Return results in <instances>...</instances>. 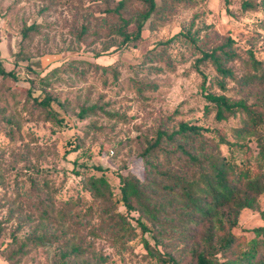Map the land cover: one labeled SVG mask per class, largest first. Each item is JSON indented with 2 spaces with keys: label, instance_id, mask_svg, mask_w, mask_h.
I'll list each match as a JSON object with an SVG mask.
<instances>
[{
  "label": "rangeland",
  "instance_id": "obj_1",
  "mask_svg": "<svg viewBox=\"0 0 264 264\" xmlns=\"http://www.w3.org/2000/svg\"><path fill=\"white\" fill-rule=\"evenodd\" d=\"M116 1L0 0V57L5 69L14 67L18 79L0 76V264H61V254L77 244L84 254L67 257L65 264L101 258V264H159L145 253L139 228L136 236L118 240L108 227L93 226L95 216L88 220L83 215L100 200L87 190V177L102 175L117 199L118 169L142 179L139 152L159 128L170 132L180 122L211 129L202 132L207 152L229 154L226 144L216 145L213 130L222 131L228 141L236 139L232 129L240 126L239 114L216 120L204 93L233 98L244 94L210 62L197 61L199 49L210 51L232 39L228 48L237 57L226 67L242 76L249 50L264 59V0H250L254 9L243 8L242 0H155L158 11L135 44H122L120 37L108 33L117 20L105 8ZM141 7L139 0H130L126 13ZM31 23H37L38 32L21 42L22 26ZM81 24L88 25L83 36L78 35ZM134 28L128 26L129 31ZM179 31L189 33L196 46ZM21 44L27 59L14 66L13 53ZM199 71L207 78L205 92ZM27 79L35 82L33 95L55 97L53 107L65 116L62 125L32 105ZM138 85L145 86L138 91ZM82 106H93L95 112L79 118ZM243 141L256 151L254 138ZM189 145L198 148L197 141ZM74 146L77 150L68 152ZM161 163L181 170L175 160L166 163L161 157ZM46 196L55 208L49 217L40 216L36 206L38 197ZM257 203L241 210L232 229L235 235L249 239L251 230L264 224V193ZM116 207L126 212L121 202ZM63 208L70 213L61 216L57 211ZM130 215L135 225L138 212ZM33 234L44 235L46 243H32ZM172 240L162 237L157 248L170 251Z\"/></svg>",
  "mask_w": 264,
  "mask_h": 264
},
{
  "label": "trees",
  "instance_id": "obj_2",
  "mask_svg": "<svg viewBox=\"0 0 264 264\" xmlns=\"http://www.w3.org/2000/svg\"><path fill=\"white\" fill-rule=\"evenodd\" d=\"M139 1L142 7L135 8L129 14L126 9L130 0H117L113 7L105 8L106 13L117 20L115 25L109 27L108 33L120 37L122 44L137 43L146 21L158 11L155 0ZM228 1L225 0V3ZM241 5L243 8H256L250 0H242ZM131 24L135 28L129 31ZM37 32V23L24 24L20 30L21 42L30 40ZM87 32L88 25L81 24L78 35L83 36ZM178 34L196 46L189 33L179 31ZM232 42L228 38L224 44L210 51L199 49L201 57L197 59L199 62H210L219 75L232 80L238 92L244 94L233 98L205 92L208 88L204 86L207 78L199 71L204 97L211 104L208 110H214V118L220 121L239 114L240 126L232 129L236 138L234 141H228L220 130L212 131L217 137V146L220 143L228 146V155L206 151L207 144L202 132H210L211 129L180 122L178 128L170 132L159 128L139 152L145 170L142 179L130 173L121 174L118 169L120 195L117 199H112L108 182L102 175L86 179L87 190L100 200L89 205L83 215H88V220L95 216L93 226L101 229L108 227L118 240L136 236V228H139L145 253L159 264H264V224L253 228V236L249 239L232 232L238 224L241 210L256 208L258 197L264 193V59H258L249 50L248 59L243 61L246 72L237 77L231 68L226 67L228 61L237 57L228 48ZM24 59L27 58L21 44L18 51L13 53L14 66ZM3 60L0 57V76L18 80L14 67L5 69ZM27 81V96L32 99V105L40 108L46 119L62 125L65 116L53 107L55 97L49 93L33 95L35 82L33 79ZM217 82L224 88L222 82ZM144 86L138 85V91ZM249 97L252 98L250 102ZM91 112H95V107L82 106L77 116L83 118ZM249 136L255 140L256 151L243 141ZM195 141L198 142L197 150L189 145ZM77 147L68 152L76 151ZM236 152H241L242 156L238 157ZM161 157L166 163L175 160L181 165V170L164 167ZM96 168L103 169L100 166ZM73 171L80 173L76 168ZM118 202L124 205L125 213L117 210ZM36 206L40 216L49 217L55 213L53 203L47 196L38 197ZM131 211L138 212L135 225L130 221ZM57 212L64 216L70 213V208ZM260 216L264 222V210L260 211ZM162 237L173 239L170 251L161 252L157 248ZM29 240L37 245L46 243L44 235L33 234ZM83 254L80 244L72 245L69 251L61 254V264H65L69 256ZM101 262L102 258L92 263L88 259L82 260V264Z\"/></svg>",
  "mask_w": 264,
  "mask_h": 264
}]
</instances>
